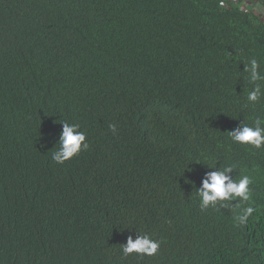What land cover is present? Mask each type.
<instances>
[{"label": "trees", "instance_id": "16d2710c", "mask_svg": "<svg viewBox=\"0 0 264 264\" xmlns=\"http://www.w3.org/2000/svg\"><path fill=\"white\" fill-rule=\"evenodd\" d=\"M252 59L263 15L232 0H0V264H264V145L228 134ZM63 121L89 147L59 164ZM228 165L249 201L202 206Z\"/></svg>", "mask_w": 264, "mask_h": 264}, {"label": "clouds", "instance_id": "9594fccd", "mask_svg": "<svg viewBox=\"0 0 264 264\" xmlns=\"http://www.w3.org/2000/svg\"><path fill=\"white\" fill-rule=\"evenodd\" d=\"M234 5L246 6V2L249 0H232ZM256 4L259 6L260 10H249L255 13H260L264 18V7L261 5L260 0H255ZM239 50L234 51L237 54ZM248 53L246 58L248 57ZM258 62L256 59L250 61V65L247 67L246 71L252 73V77L244 72L243 74V94L248 89L251 84H259L258 80L264 79L260 75H257ZM260 86L252 89L247 95V108L252 114V120L254 121L252 126L247 123L242 126V131L237 130L236 132L229 131L228 134L234 142L240 144L252 145L255 148H260L264 145V126H261L259 119L264 118V98H260ZM256 120V121H255ZM250 121V122H251ZM64 124L61 143L62 150L59 152L53 151L51 158L56 163L62 164L66 160L72 158L74 155L81 151V148L87 149L89 145L85 142L86 136L84 132L77 131L80 126L74 124L72 127L68 125L67 121L62 122ZM110 129L115 132L116 126L114 124L109 125ZM75 132V134H74ZM233 169V166L228 165L219 172H212L208 174V179L203 182L202 190H197L198 196L201 197L202 206L207 205L209 201L225 200L228 199L230 195L240 197L243 201H249V184L251 183V178L247 175L242 176L235 182H228L229 177L225 174ZM253 207L248 206L244 209L243 214L238 217V221L244 224L246 219L252 214ZM159 247L158 242H151L149 238L145 237L142 239H137L135 242L129 237L126 245H121V250L124 256H128L132 253L137 254H147L149 256L154 255Z\"/></svg>", "mask_w": 264, "mask_h": 264}, {"label": "rangeland", "instance_id": "374dc122", "mask_svg": "<svg viewBox=\"0 0 264 264\" xmlns=\"http://www.w3.org/2000/svg\"><path fill=\"white\" fill-rule=\"evenodd\" d=\"M249 1H250L249 3L246 2V5H248V8H249L250 10H253V11H255V10H260V9H259V6L256 4V1H255V0H249ZM234 2L236 3L237 1L234 0Z\"/></svg>", "mask_w": 264, "mask_h": 264}]
</instances>
